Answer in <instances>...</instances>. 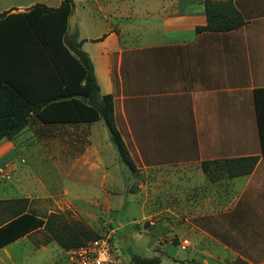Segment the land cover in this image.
Returning <instances> with one entry per match:
<instances>
[{
    "label": "crops",
    "instance_id": "1",
    "mask_svg": "<svg viewBox=\"0 0 264 264\" xmlns=\"http://www.w3.org/2000/svg\"><path fill=\"white\" fill-rule=\"evenodd\" d=\"M61 1L44 0L51 8ZM203 1L78 0L84 12L73 5L64 41L81 42L99 93L111 95L115 126L144 178L153 171L159 182L168 174L171 198L188 200L185 219L179 205L169 210L171 241L181 251L188 236L210 244L215 250L200 253L208 259L202 264H264V0H233L245 22L236 30L197 33L206 25ZM34 3L0 13H23ZM85 14L89 29L82 23ZM137 17L145 22L131 26ZM13 54V64H0V82L17 79ZM27 71L21 76L25 84L47 80L27 77ZM99 121L78 123V133L97 138ZM63 125L65 137L76 132ZM15 138L0 141V160L9 154L0 170L18 149ZM249 157L256 163L247 175L219 173L211 181L201 168L203 162ZM22 187L13 176L0 177V220L16 208L13 201L27 199L29 208ZM8 245L0 251L7 254Z\"/></svg>",
    "mask_w": 264,
    "mask_h": 264
},
{
    "label": "rangeland",
    "instance_id": "2",
    "mask_svg": "<svg viewBox=\"0 0 264 264\" xmlns=\"http://www.w3.org/2000/svg\"><path fill=\"white\" fill-rule=\"evenodd\" d=\"M78 1V0H77ZM73 3L76 11L84 12L83 4ZM44 4V0H0V10L17 4ZM37 2V3H36ZM10 12V11H9ZM83 14V13H82ZM83 26L89 29L91 21ZM84 17L80 16L82 20ZM143 18L131 19V26L139 27ZM80 24V26L82 25ZM31 49L18 51L15 65L22 75L27 67V77L37 80L50 76L44 59ZM45 81V80H43ZM42 81V82H43ZM96 135L76 132L64 135V125H45L31 118L28 125L16 136L18 149L14 157L3 165L8 175L22 183V189L31 199L28 211L43 220L53 216L54 227L67 233L69 248H62L42 228L0 251V264H61L65 252L77 243L109 238L111 253L117 264H133L132 255L144 258L158 257L160 264H202L201 252L214 251L198 237L188 236V246L181 251L171 241L169 233L170 209L179 205L182 218H186V202L171 198L168 174L159 182L153 171L144 178L136 166L132 173L120 160L102 121ZM84 126H81L83 129ZM66 150H60L62 144ZM100 146L103 151L98 150ZM4 154L0 161L8 158ZM17 166L16 169L14 167ZM151 175V176H150ZM182 189L185 191L186 184ZM25 200L26 204L29 202ZM174 243V245H173ZM172 244V245H171ZM9 256L11 260H8ZM177 258L178 261H171ZM188 260H193L189 262Z\"/></svg>",
    "mask_w": 264,
    "mask_h": 264
},
{
    "label": "trees",
    "instance_id": "3",
    "mask_svg": "<svg viewBox=\"0 0 264 264\" xmlns=\"http://www.w3.org/2000/svg\"><path fill=\"white\" fill-rule=\"evenodd\" d=\"M206 25L195 31L228 32L243 26L245 22L234 7L233 0H204ZM73 0H63L56 8L34 4L23 13H0V64H13V53L28 48L40 54L50 71L47 80L25 84L20 71L16 81L7 78L0 82V141L14 139L35 118L42 124L94 123L102 120L120 160L132 172L136 167L114 122L113 99L101 95L88 55L81 50V42L68 41L64 37L68 19L72 14ZM30 50V51H31ZM15 63L18 54H15ZM256 158L224 159L201 163L209 180L247 175ZM16 208L0 220V249L39 229L46 232L62 248H69L66 238L54 227L53 216L43 220L26 207L25 200L13 201ZM11 202H1L9 205ZM97 239V238H96ZM95 240V239H94ZM84 243H77L71 248ZM176 244V243H175ZM70 248V249H71ZM133 264H160L158 257L144 258L132 255Z\"/></svg>",
    "mask_w": 264,
    "mask_h": 264
},
{
    "label": "built area",
    "instance_id": "4",
    "mask_svg": "<svg viewBox=\"0 0 264 264\" xmlns=\"http://www.w3.org/2000/svg\"><path fill=\"white\" fill-rule=\"evenodd\" d=\"M4 166L0 170V177H8V170ZM188 243L184 241L181 249H186ZM65 264H117L111 253V245L108 237L95 239L71 248L65 252Z\"/></svg>",
    "mask_w": 264,
    "mask_h": 264
}]
</instances>
